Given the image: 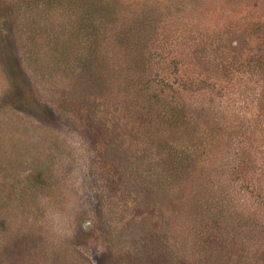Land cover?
<instances>
[{"label": "rangeland", "instance_id": "obj_1", "mask_svg": "<svg viewBox=\"0 0 264 264\" xmlns=\"http://www.w3.org/2000/svg\"><path fill=\"white\" fill-rule=\"evenodd\" d=\"M119 1L123 4L119 8L129 20L141 13L140 2L147 4L145 34L150 39V57L159 64L152 75L153 92L170 84L166 95L178 104L175 94L183 88L184 80H204V91L207 88L222 106L215 112L216 119L229 118V132L241 120L253 118L258 93L255 84L240 74H223L214 62L221 60L222 54L216 57L213 52L201 51V47L215 43L225 54V47L229 51L232 46L238 47L229 46L234 38L241 42L238 51L249 58L248 50L253 45L248 32L253 23L263 19L264 0ZM18 3L0 0V264H102L98 259L106 249L110 255L104 264L168 262L172 249L182 247L181 240L172 232L168 235L161 222L154 230L148 219L138 216L122 182L124 167L112 161L114 142H120L118 129L109 125L113 142L98 136V124L90 113L96 109L95 114L100 117L98 108L103 110V101L96 96L87 101V90L76 87L80 80L74 81L70 65L55 57L53 48L70 41L61 33L59 37L53 34L68 23V17L61 10L20 13L16 10ZM21 47L27 50V57L22 58ZM113 53L120 63L132 59L125 51L113 49ZM81 55L83 58L88 54ZM16 65L22 72L20 76L14 74ZM21 76L27 80L25 85ZM71 87L76 91L63 92ZM203 98L202 94L191 95L186 101L189 106L184 108L192 107L198 113ZM247 137L243 150L247 158L264 156V134H260L261 138L257 135V141L254 134ZM233 146L237 148L238 144ZM224 149L225 160L219 162L222 165L233 154L227 144ZM123 164L130 166L127 159ZM38 172H44L42 176L48 181L40 188L32 187L30 182ZM258 180L255 185L263 197L264 179ZM207 185L214 199H221L219 192L225 183ZM201 189L206 193V189ZM109 192L113 199H103L106 207L115 200L114 204L126 203L130 209L126 215L109 211L102 225L96 220L97 198L102 199ZM239 198L244 206L248 205L247 213L255 215L262 210L260 197L246 196V201L239 194ZM216 201L212 205L220 207ZM96 223L107 239L103 244L94 230ZM151 233H155L154 239L148 240ZM166 248L170 250L167 252ZM119 255L115 260L114 256Z\"/></svg>", "mask_w": 264, "mask_h": 264}, {"label": "trees", "instance_id": "obj_2", "mask_svg": "<svg viewBox=\"0 0 264 264\" xmlns=\"http://www.w3.org/2000/svg\"><path fill=\"white\" fill-rule=\"evenodd\" d=\"M18 1L16 10L20 13L61 10L68 17V23L73 21L70 26L67 23L55 29L58 31L53 33L54 37L61 33L67 36L66 41L70 40L61 48H53L55 57L70 65L74 81L80 80L76 87L87 90V101L91 96L103 101V110L98 108L100 117L95 114L96 109L90 113L98 124V136L105 142H113L109 125L118 129L120 142H114L112 161L127 169L123 168L122 182L129 202L139 211L138 216L148 219L154 230L161 222L168 235L172 232L181 240L182 247L172 249L168 262L161 264H264V196L259 195L261 190L255 185L258 179H264V156L252 160L243 152L249 133L256 135V141L257 135L264 134V14L263 19L250 26L248 36L253 48L248 50L249 58L238 51L241 42L234 38L229 46L238 47L232 46L230 51L225 47V54L215 43L201 47V51L213 52L216 57L222 54L221 60L217 58L214 62L223 74L243 75L258 89L253 118L241 120L229 132L226 128L229 118L216 119L215 112L222 106L213 93L207 88L204 91V80H184L183 88L175 94L178 104L166 95L170 84L163 85L166 88L160 92H153L152 75L159 64L150 57V39L145 34L149 12L145 2H140L138 7L141 13L129 20L119 8L123 6L119 0ZM23 49L22 58L28 56ZM113 49L125 51L132 59L127 63L117 62ZM81 54L88 55L82 58ZM14 67L15 76H20V68ZM23 77L19 78L25 85L27 80ZM74 87L63 92H75ZM196 94L204 97L198 113L192 107L184 108L189 106L187 99ZM224 144L232 148L233 154L227 159L230 162L224 161L222 165L219 162L225 160ZM233 144H238L237 148ZM126 159L130 162L129 168L123 164ZM42 173L33 177L32 187L40 188L48 181ZM208 183H225L224 190L219 192L221 199H214ZM239 194L246 201V196L263 199L262 210L254 212L256 216L247 213L248 205L240 202ZM111 196L109 192L102 199L97 198L99 224L103 225L102 220L109 216V211L126 215L130 209L126 203L114 204L115 200L106 207L103 199L109 201L113 199ZM214 201L220 207L213 206ZM98 223L94 230L103 244L107 239L103 238ZM154 236L151 233L147 239L152 240ZM109 255L106 249L98 262L104 264ZM119 258L120 255L114 256L115 260Z\"/></svg>", "mask_w": 264, "mask_h": 264}]
</instances>
